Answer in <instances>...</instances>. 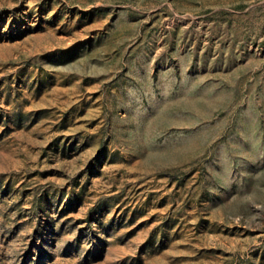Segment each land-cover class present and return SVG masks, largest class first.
I'll list each match as a JSON object with an SVG mask.
<instances>
[{"label": "rangeland", "instance_id": "rangeland-1", "mask_svg": "<svg viewBox=\"0 0 264 264\" xmlns=\"http://www.w3.org/2000/svg\"><path fill=\"white\" fill-rule=\"evenodd\" d=\"M0 264H264V0H0Z\"/></svg>", "mask_w": 264, "mask_h": 264}]
</instances>
